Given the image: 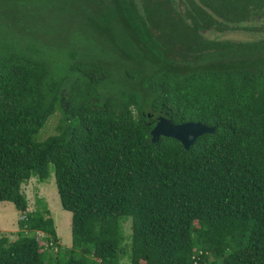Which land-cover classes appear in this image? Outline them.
<instances>
[{
    "label": "trees",
    "instance_id": "16d2710c",
    "mask_svg": "<svg viewBox=\"0 0 264 264\" xmlns=\"http://www.w3.org/2000/svg\"><path fill=\"white\" fill-rule=\"evenodd\" d=\"M40 1L0 0V33L37 23ZM178 3L103 0L88 23L113 63L66 37L0 39V202L22 215L0 264H121L127 251L130 264H264V39L220 38L264 33L246 26L264 0ZM159 117L217 129L186 150L152 142ZM52 171L72 215L66 250L47 205L29 212L22 191Z\"/></svg>",
    "mask_w": 264,
    "mask_h": 264
},
{
    "label": "rangeland",
    "instance_id": "374dc122",
    "mask_svg": "<svg viewBox=\"0 0 264 264\" xmlns=\"http://www.w3.org/2000/svg\"><path fill=\"white\" fill-rule=\"evenodd\" d=\"M101 1L103 2V0H42L38 3L39 19L37 23L36 21L23 23L26 28H21V32H1L0 39L4 35H8L11 38V34L13 33L12 35L17 36L16 42L21 41L19 45L23 48L25 45H28L30 41L27 38L31 36L42 38L45 42H48V40L60 41L66 37L65 41L66 43H70V49L78 46L86 52L96 53L95 57L98 59L113 63L117 60V55L113 51L110 42L103 40L98 32H92L89 29V18L91 16L97 17L100 14V9L103 6ZM46 19L52 21L60 19L64 24L51 26L66 29L69 32H53L52 29L45 26ZM246 26L250 28H264V17L260 16ZM78 27L81 32H75V29ZM28 29L31 32H27ZM220 38L242 40L245 42L258 41L264 39V33L239 30L221 35ZM24 40H26V43H24ZM37 41L38 44L35 45V49H46L41 45V40L37 39ZM116 78V76L112 77V79L117 80ZM62 116L61 112H57L52 116L38 134L37 140L45 141L50 136L55 135L57 133V125L60 123ZM22 191L27 196L29 212L37 210L43 204L47 205L55 221L61 247L63 250L70 248L72 245V215L70 212L65 211L61 205L54 172L52 171L50 179L44 182H40L37 178L31 179L28 183L23 184ZM21 217V213L12 203L0 202V237L6 236L11 241L16 240L18 237L17 233L19 232L18 221ZM125 229L126 233L130 234L131 231L128 223L125 224ZM41 244H44V242L42 241ZM126 254L129 255V251ZM127 255L121 261V264L131 263Z\"/></svg>",
    "mask_w": 264,
    "mask_h": 264
},
{
    "label": "water",
    "instance_id": "95a60500",
    "mask_svg": "<svg viewBox=\"0 0 264 264\" xmlns=\"http://www.w3.org/2000/svg\"><path fill=\"white\" fill-rule=\"evenodd\" d=\"M216 127H208L200 123L188 122L176 124L172 119L159 117L151 131L152 142H157L161 137L174 138L189 150L196 141L205 134H213Z\"/></svg>",
    "mask_w": 264,
    "mask_h": 264
},
{
    "label": "flooded vegetation",
    "instance_id": "af4514ba",
    "mask_svg": "<svg viewBox=\"0 0 264 264\" xmlns=\"http://www.w3.org/2000/svg\"><path fill=\"white\" fill-rule=\"evenodd\" d=\"M178 2H179V3H178V5H179V4H180V2H181V0H178Z\"/></svg>",
    "mask_w": 264,
    "mask_h": 264
}]
</instances>
